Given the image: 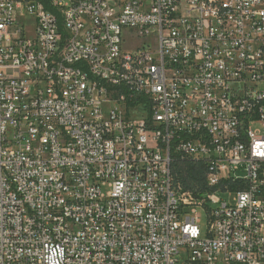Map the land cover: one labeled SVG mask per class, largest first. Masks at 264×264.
<instances>
[{"label":"built area","instance_id":"1","mask_svg":"<svg viewBox=\"0 0 264 264\" xmlns=\"http://www.w3.org/2000/svg\"><path fill=\"white\" fill-rule=\"evenodd\" d=\"M0 264H264V0H0Z\"/></svg>","mask_w":264,"mask_h":264},{"label":"trees","instance_id":"2","mask_svg":"<svg viewBox=\"0 0 264 264\" xmlns=\"http://www.w3.org/2000/svg\"><path fill=\"white\" fill-rule=\"evenodd\" d=\"M183 167H186L188 171L187 176L183 177L180 176V174H183ZM179 168V175L176 174L177 170ZM175 174L177 177V181L181 183L182 186H184V190L188 192H193L196 197H200L201 195L205 194L207 191L206 187V169L205 165L202 163H196L191 160H181L178 159L176 162V167H175ZM188 180L191 181L192 184H188ZM203 182L204 188L201 191L196 190L197 184H200ZM194 183V184H193Z\"/></svg>","mask_w":264,"mask_h":264},{"label":"rangeland","instance_id":"3","mask_svg":"<svg viewBox=\"0 0 264 264\" xmlns=\"http://www.w3.org/2000/svg\"><path fill=\"white\" fill-rule=\"evenodd\" d=\"M30 20H31L30 18L21 19V22L26 24L27 35L31 37L33 35V28L30 25ZM182 170H183V174H180V176H183V177L187 176V172H186V171H188L187 168L183 167ZM178 171H179V168H178L176 174L179 173ZM244 175H245L244 171L237 172V176H244ZM187 183L188 184H192L190 180H188ZM195 186H196L195 188H196L197 191H201L204 188L203 182L200 183V184H197ZM183 188H184V186H183ZM218 196L221 197L223 200L229 202V203H232V201H233L232 197L229 196V194H227V193H219ZM211 207H213V206L211 205ZM214 207H215V205H214ZM192 208H195V207H192ZM192 208H190L188 210V212L191 211ZM198 213L201 215L200 227H201V229H202V231L204 232V235H205L206 231H207V228H208V225H209V220H208V217H207L206 209L198 208Z\"/></svg>","mask_w":264,"mask_h":264}]
</instances>
